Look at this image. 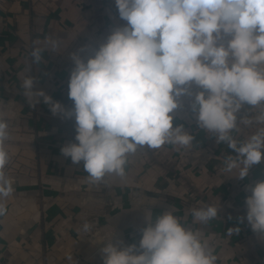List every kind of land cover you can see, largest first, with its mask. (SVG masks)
I'll return each mask as SVG.
<instances>
[{
    "label": "crops",
    "instance_id": "obj_1",
    "mask_svg": "<svg viewBox=\"0 0 264 264\" xmlns=\"http://www.w3.org/2000/svg\"><path fill=\"white\" fill-rule=\"evenodd\" d=\"M115 0H0V119L8 124L6 174L14 192L6 198L0 217V264H103L100 249L112 238L124 245L140 242L152 219L171 208L185 227L199 229L217 256L215 264H264V237L246 220V186L264 181V159L244 178L239 169L225 172L224 160L235 153L227 143L200 129L191 103L182 96L172 115L194 136L188 147L164 144L128 154L123 177L108 174L103 182H88L84 162L73 164L61 147L75 140L74 119L54 116L48 105H29L21 87L36 75L42 89L66 109L73 62L70 54L86 60L104 42L113 27L124 25ZM59 39L55 52L46 50L39 65L32 63L34 46L46 38ZM34 42H36L34 44ZM244 105L237 127L230 132L238 142L255 133ZM221 205L220 216L207 224L193 223L191 210ZM149 211H151L149 213ZM244 218V219H241ZM92 224L88 233L81 231ZM239 227L229 234L228 228Z\"/></svg>",
    "mask_w": 264,
    "mask_h": 264
},
{
    "label": "clouds",
    "instance_id": "obj_2",
    "mask_svg": "<svg viewBox=\"0 0 264 264\" xmlns=\"http://www.w3.org/2000/svg\"><path fill=\"white\" fill-rule=\"evenodd\" d=\"M115 6L126 23L113 27L86 60L79 54L84 48L70 54L72 108L36 89V75L22 82L30 106L42 101L54 116L75 120L78 143L62 146V155L73 164L83 161L88 182L97 184L108 174L123 177L128 154L138 148L190 146L194 136L183 125L174 126L172 113L181 106L182 96H193L195 85L203 89L191 103L198 127L235 153L225 158L223 170L239 169L236 177H246L264 159V128L243 142L230 132L244 105L264 102V0H115ZM61 46V40L46 38L44 48L33 47L32 63L39 65L46 50L55 52ZM255 120L264 124V110ZM8 138V124L0 119V217L14 192L5 172ZM246 191L251 195L245 200V218L262 238L264 181L246 186ZM220 212V204L206 205L193 208L191 215L193 223L203 225ZM145 219L138 246L114 243V234L104 241L103 264H215L217 256L203 233L185 227L171 208L155 219L145 213ZM91 229L85 222L81 231ZM227 231L236 234L240 228Z\"/></svg>",
    "mask_w": 264,
    "mask_h": 264
},
{
    "label": "built area",
    "instance_id": "obj_3",
    "mask_svg": "<svg viewBox=\"0 0 264 264\" xmlns=\"http://www.w3.org/2000/svg\"><path fill=\"white\" fill-rule=\"evenodd\" d=\"M245 110H246L247 117L252 120V125H253V128L255 130V133H257L260 128H264V124L257 123L255 120V117L262 110H264V102H262L260 105H257V106L246 105ZM130 244H136L138 246L139 242L131 241L128 245H130Z\"/></svg>",
    "mask_w": 264,
    "mask_h": 264
}]
</instances>
